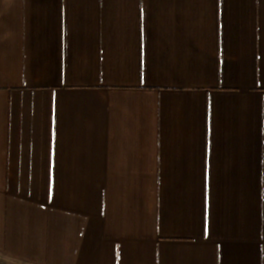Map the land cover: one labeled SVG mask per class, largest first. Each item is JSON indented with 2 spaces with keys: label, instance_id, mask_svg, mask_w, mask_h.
<instances>
[{
  "label": "crops",
  "instance_id": "1",
  "mask_svg": "<svg viewBox=\"0 0 264 264\" xmlns=\"http://www.w3.org/2000/svg\"><path fill=\"white\" fill-rule=\"evenodd\" d=\"M0 264H264V0H0Z\"/></svg>",
  "mask_w": 264,
  "mask_h": 264
}]
</instances>
